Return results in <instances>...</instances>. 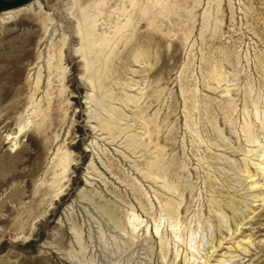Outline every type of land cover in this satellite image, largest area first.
Instances as JSON below:
<instances>
[{
	"label": "rangeland",
	"instance_id": "obj_1",
	"mask_svg": "<svg viewBox=\"0 0 264 264\" xmlns=\"http://www.w3.org/2000/svg\"><path fill=\"white\" fill-rule=\"evenodd\" d=\"M13 11L0 264H264V0Z\"/></svg>",
	"mask_w": 264,
	"mask_h": 264
},
{
	"label": "water",
	"instance_id": "obj_2",
	"mask_svg": "<svg viewBox=\"0 0 264 264\" xmlns=\"http://www.w3.org/2000/svg\"><path fill=\"white\" fill-rule=\"evenodd\" d=\"M33 0H0V12L10 11L26 6Z\"/></svg>",
	"mask_w": 264,
	"mask_h": 264
},
{
	"label": "bare ground",
	"instance_id": "obj_3",
	"mask_svg": "<svg viewBox=\"0 0 264 264\" xmlns=\"http://www.w3.org/2000/svg\"><path fill=\"white\" fill-rule=\"evenodd\" d=\"M27 6V5H26ZM24 7V6H23ZM21 8V7H20ZM19 9V8H18ZM15 10V9H14ZM5 12V17L4 18H0V20L2 19H9V18H12V17H16L19 13V11H13V10H10V12L8 11H4ZM170 209V211H172V207L171 205L169 207H167Z\"/></svg>",
	"mask_w": 264,
	"mask_h": 264
}]
</instances>
